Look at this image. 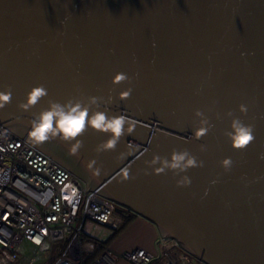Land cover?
Returning <instances> with one entry per match:
<instances>
[{"label": "water", "instance_id": "water-1", "mask_svg": "<svg viewBox=\"0 0 264 264\" xmlns=\"http://www.w3.org/2000/svg\"><path fill=\"white\" fill-rule=\"evenodd\" d=\"M120 73L130 82L114 83ZM40 86L47 96L21 109ZM9 89L2 127L81 178L87 191L151 222L207 264H264V0H0V92ZM50 102L69 114L87 109L89 121L123 115L134 133L97 152L111 133L86 122L77 137L35 143L31 121ZM237 118L255 129L242 149L225 135ZM202 121L210 130L196 139ZM174 150L204 166L179 176L149 166L156 155L171 161ZM184 175L192 184L178 188Z\"/></svg>", "mask_w": 264, "mask_h": 264}, {"label": "built area", "instance_id": "built-area-1", "mask_svg": "<svg viewBox=\"0 0 264 264\" xmlns=\"http://www.w3.org/2000/svg\"><path fill=\"white\" fill-rule=\"evenodd\" d=\"M129 213L0 124V264H207L160 234L156 252L112 250L107 239Z\"/></svg>", "mask_w": 264, "mask_h": 264}, {"label": "clouds", "instance_id": "clouds-1", "mask_svg": "<svg viewBox=\"0 0 264 264\" xmlns=\"http://www.w3.org/2000/svg\"><path fill=\"white\" fill-rule=\"evenodd\" d=\"M121 81H129V78L123 74H117L114 83L119 84ZM130 82V81H129ZM47 91L43 86L34 88L29 94L27 104H20L19 107L24 111L30 109L32 105H35L41 97L47 96ZM131 89L122 93L121 98L125 99L130 97ZM12 99L11 90L9 89L7 93L0 92V109H3L7 104L10 103ZM51 110H46L42 112L38 118H35L31 121L32 131L30 133V138L35 143H43L49 140L50 137L61 136L63 138H74L77 137L85 130L86 122L95 127V129L111 133V138L109 142L101 144L97 148V152L108 149H115V147L121 141V137L130 136L134 133L135 123L134 121L126 118L123 115L107 117L104 113L96 114L90 121L88 120V111L87 109L79 110V106L72 113H66L57 103L50 102ZM240 111L242 113H247V108L244 105H241ZM197 116H202L203 113L200 111L196 112ZM232 115V113H229ZM207 124V121H202V126L195 131V138L201 139L205 136L210 128L204 127L203 125ZM127 125V128H126ZM232 131L226 132L225 135L232 141L235 146H238L240 149L245 148L246 146L253 143L255 137L253 135L254 125H245L241 120L233 119L231 124ZM131 143H129L130 145ZM82 146V141H77L76 145L72 148V153L75 154L77 150ZM206 147L201 145V151H205ZM127 153H121L117 160L123 161L127 158ZM264 159V156L261 157ZM161 163L160 168H155V172L166 173V170H172L174 176H179L183 172H187L190 168L203 167V162H197V158L189 153L187 150L178 152L173 151L172 159L169 161L167 158H161L156 155L153 157L150 167ZM225 171H229L232 166L231 159H226L222 162ZM99 173V169H97ZM145 175L149 173L144 172ZM125 178H128V172L124 171ZM215 183V181H213ZM192 180L184 175L181 179L177 181L178 188L190 187ZM76 193L73 191V196Z\"/></svg>", "mask_w": 264, "mask_h": 264}, {"label": "crops", "instance_id": "crops-1", "mask_svg": "<svg viewBox=\"0 0 264 264\" xmlns=\"http://www.w3.org/2000/svg\"><path fill=\"white\" fill-rule=\"evenodd\" d=\"M158 235V230L154 224L135 215L125 221L124 225L109 239L108 245L116 252L134 247H142L150 252H156ZM113 264L131 263L119 258ZM151 264H159V261H153Z\"/></svg>", "mask_w": 264, "mask_h": 264}, {"label": "trees", "instance_id": "trees-1", "mask_svg": "<svg viewBox=\"0 0 264 264\" xmlns=\"http://www.w3.org/2000/svg\"><path fill=\"white\" fill-rule=\"evenodd\" d=\"M135 216V214H133V213H129L128 215H126L125 217H124V221H123V224H121V226L116 230V232L124 225V223H125V221L126 220H128V219H130V218H132V217H134ZM112 237V236H111ZM111 237H109L108 239H107V243L109 242V239L111 238ZM97 252H99V247L98 248H96L95 250H94V252L90 255V258H88L87 260H86V262L85 263H89V262H91V261H94V257H95V255L97 254Z\"/></svg>", "mask_w": 264, "mask_h": 264}, {"label": "rangeland", "instance_id": "rangeland-1", "mask_svg": "<svg viewBox=\"0 0 264 264\" xmlns=\"http://www.w3.org/2000/svg\"><path fill=\"white\" fill-rule=\"evenodd\" d=\"M80 180H81V182L86 186L85 182H84L81 178H80ZM115 233H116V231L113 232V233L111 234V236H113ZM111 236H110V237H111Z\"/></svg>", "mask_w": 264, "mask_h": 264}, {"label": "bare ground", "instance_id": "bare-ground-1", "mask_svg": "<svg viewBox=\"0 0 264 264\" xmlns=\"http://www.w3.org/2000/svg\"><path fill=\"white\" fill-rule=\"evenodd\" d=\"M78 177V176H77Z\"/></svg>", "mask_w": 264, "mask_h": 264}]
</instances>
